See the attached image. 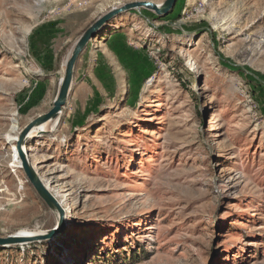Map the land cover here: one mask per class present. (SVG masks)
Returning <instances> with one entry per match:
<instances>
[{
    "label": "rangeland",
    "instance_id": "obj_1",
    "mask_svg": "<svg viewBox=\"0 0 264 264\" xmlns=\"http://www.w3.org/2000/svg\"><path fill=\"white\" fill-rule=\"evenodd\" d=\"M137 1L164 2L0 0V238L55 225L11 141L51 109L83 31ZM27 150L66 227L0 264H264V0L117 17Z\"/></svg>",
    "mask_w": 264,
    "mask_h": 264
},
{
    "label": "water",
    "instance_id": "obj_2",
    "mask_svg": "<svg viewBox=\"0 0 264 264\" xmlns=\"http://www.w3.org/2000/svg\"><path fill=\"white\" fill-rule=\"evenodd\" d=\"M176 2L177 0H164L162 4L157 5L152 2L137 1L113 7L99 16L76 39L62 65L63 73L51 109L29 122L18 132L16 138L11 141L14 143L13 152L16 154L19 163L18 168L23 172L26 180L32 186L37 196L55 218V225L53 228L45 231L26 232L25 234L16 233L5 238H0V248L50 242L58 238L66 227L65 211L49 192L48 188L45 187L34 166L31 164L27 145L30 141L47 134L46 131L40 129L43 125L54 122L59 118L67 102L73 81L75 65L81 53L85 50L89 42L117 17L129 12H139L141 10L149 11L156 17H165L174 9Z\"/></svg>",
    "mask_w": 264,
    "mask_h": 264
},
{
    "label": "bare ground",
    "instance_id": "obj_3",
    "mask_svg": "<svg viewBox=\"0 0 264 264\" xmlns=\"http://www.w3.org/2000/svg\"><path fill=\"white\" fill-rule=\"evenodd\" d=\"M58 119H56L54 122H50V123H47V124L43 125L40 129L43 130V131H46V132H48V131L49 132H53L55 130V128H56L57 123H58ZM10 130H11V132H17V122H16V120L14 118H12V123H11ZM16 136L13 138V140L16 138ZM12 157L14 159V161L12 162V165L14 167H17L18 168L19 167V163H18V160L16 158V154L15 155H12ZM1 158H3V156ZM44 185H45L46 188H48V186L46 185V183ZM19 234H25V233H22L21 232Z\"/></svg>",
    "mask_w": 264,
    "mask_h": 264
}]
</instances>
